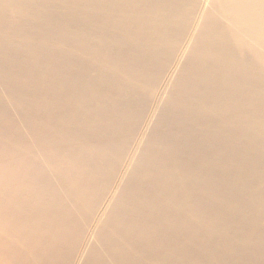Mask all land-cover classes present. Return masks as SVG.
<instances>
[{"label":"bare ground","instance_id":"1","mask_svg":"<svg viewBox=\"0 0 264 264\" xmlns=\"http://www.w3.org/2000/svg\"><path fill=\"white\" fill-rule=\"evenodd\" d=\"M0 77V264H264V0H0Z\"/></svg>","mask_w":264,"mask_h":264},{"label":"rangeland","instance_id":"2","mask_svg":"<svg viewBox=\"0 0 264 264\" xmlns=\"http://www.w3.org/2000/svg\"><path fill=\"white\" fill-rule=\"evenodd\" d=\"M1 90H4V91L7 90L8 92L10 91V88L2 81L0 77V91ZM0 106H1V103H0ZM37 114H39V112L35 111V115ZM22 123H23L22 121L16 118V115L14 112L10 110L5 111L4 109H2V107H0V186H1L0 190H2V192L5 190V188L11 189L13 191V189H18L20 186L28 184L26 179L24 180L22 179L28 173L27 165H23L22 162L15 163L13 160L14 157H12L10 154L7 153V149H10L13 146L15 149L14 148H11V149L15 153L17 149L18 150L20 149V147L22 148V147L28 146V144L24 140L20 142L17 141V138H22L23 136ZM16 160L18 161V159ZM8 163L10 165H8ZM13 176H16V177H13Z\"/></svg>","mask_w":264,"mask_h":264}]
</instances>
